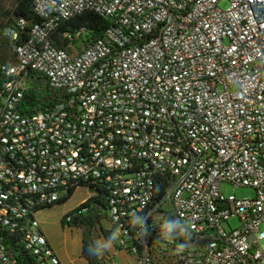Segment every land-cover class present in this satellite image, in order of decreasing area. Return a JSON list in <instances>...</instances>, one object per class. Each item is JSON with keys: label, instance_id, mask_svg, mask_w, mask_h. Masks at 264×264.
<instances>
[{"label": "built area", "instance_id": "2783aa9c", "mask_svg": "<svg viewBox=\"0 0 264 264\" xmlns=\"http://www.w3.org/2000/svg\"><path fill=\"white\" fill-rule=\"evenodd\" d=\"M226 1L34 0L26 40L24 19L4 29L0 264H63L35 214L82 188L109 192L138 264H264V0ZM85 12L110 21L104 36L55 47ZM27 70L57 98L30 115Z\"/></svg>", "mask_w": 264, "mask_h": 264}, {"label": "trees", "instance_id": "16d2710c", "mask_svg": "<svg viewBox=\"0 0 264 264\" xmlns=\"http://www.w3.org/2000/svg\"><path fill=\"white\" fill-rule=\"evenodd\" d=\"M33 4L34 0H17L11 14L3 10L0 0V36L3 37L5 28L16 24L20 19H24L27 22V26L22 34V41L26 40L32 27L40 21L33 9ZM110 25V21L100 14L96 12H85L81 15H77L71 20L61 23L55 31L52 41L55 47L63 49L73 55L75 53L74 49L76 48V34L79 31L85 30L84 39L87 43H90L101 39ZM69 36H73L75 39L74 42L69 39ZM3 41L9 46L7 40L4 39ZM16 64L17 62L14 56L11 65L14 66ZM26 75L29 80L30 89L25 95L24 112L30 115L32 113L44 111L46 108L53 105V101L56 102L57 100L56 94L50 91L45 80L32 70H27ZM7 80L8 77L0 72V91ZM76 191L77 189L69 192V195L57 204H66L74 196ZM109 208V192L106 189H99L96 195L90 197L63 218L62 224L64 226L69 225L83 231V256L90 264H103V261L99 260L100 246L97 245L94 235L98 227L102 225L105 219V212L109 211ZM68 218L70 221H68ZM109 233H111V231ZM105 235L107 236V232H105ZM140 252H142L141 249Z\"/></svg>", "mask_w": 264, "mask_h": 264}, {"label": "rangeland", "instance_id": "374dc122", "mask_svg": "<svg viewBox=\"0 0 264 264\" xmlns=\"http://www.w3.org/2000/svg\"><path fill=\"white\" fill-rule=\"evenodd\" d=\"M17 0H1V5L6 13L13 12ZM229 2L222 0L221 7L223 9L228 8ZM0 62L5 64H12L14 60L13 53L9 46L3 41L4 38L0 36ZM222 192L229 198L235 196L239 200L255 199L257 192L250 187L235 186L231 183H223L221 186ZM88 190L85 188L76 191L74 196L66 204H57L53 207L43 209L39 214H35L36 220L41 224L42 229L49 238L52 246L57 254L60 256L64 264H90V262L83 256L84 235L81 229L71 227L69 225H63L62 221L65 215L76 209L81 203L86 200L89 195ZM89 199V198H88ZM103 227L106 229H112V240L110 241L114 247V252L118 254L119 240L117 238V231H113L114 225L111 222V214L109 211L105 212V219L102 222ZM230 224L233 229H238L241 225L240 219L234 217L230 220ZM228 230H230L229 224H226ZM264 229V226H262ZM105 247V246H104ZM100 247L99 260L107 258L114 259V264H138L135 256L125 253L122 256L111 257L109 247ZM106 264L105 262H102Z\"/></svg>", "mask_w": 264, "mask_h": 264}, {"label": "crops", "instance_id": "0c3cea01", "mask_svg": "<svg viewBox=\"0 0 264 264\" xmlns=\"http://www.w3.org/2000/svg\"><path fill=\"white\" fill-rule=\"evenodd\" d=\"M76 50L74 49V52H75ZM79 190V189H78ZM88 195H89V197L88 198H90V197H92V193H90V192H88L87 193ZM88 198L86 199V200H88ZM86 200H84L81 204H83ZM103 224V223H102ZM44 231V230H43ZM112 232V229H105L104 227H103V225H101L100 227H98V229H97V231L95 232V235H94V237H95V240H96V243H97V245H99L100 247H109V249H110V252L111 253H108L111 257L113 256V257H117V256H122L123 254L125 255V253H127V252H125V251H121L120 250V252H118V254L116 253V252H114V245L110 242L111 240H112V235H111V233H109V232ZM105 232H107V236L105 235ZM45 233V232H44ZM109 233V234H108ZM46 235V234H45ZM47 236V235H46ZM48 238V237H47ZM49 239V238H48ZM49 242H50V240H49ZM50 244H51V242H50ZM52 245V244H51ZM53 247V246H52ZM104 247V248H105ZM114 247V248H113ZM54 248V247H53ZM116 249V248H115ZM55 250V249H54ZM117 250V249H116ZM56 252V251H55ZM56 254H57V252H56ZM57 256L60 258V256L57 254ZM109 258V257H108ZM60 260H61V262L63 263V261H62V259L60 258ZM110 260H111V258H110ZM113 260L114 259H112L111 260V264H114V262H113ZM64 264V263H63Z\"/></svg>", "mask_w": 264, "mask_h": 264}]
</instances>
